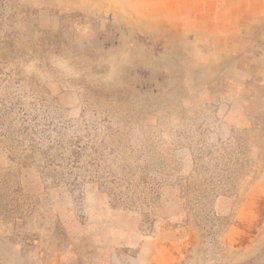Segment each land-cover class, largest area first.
<instances>
[{"label":"rangeland","instance_id":"obj_1","mask_svg":"<svg viewBox=\"0 0 264 264\" xmlns=\"http://www.w3.org/2000/svg\"><path fill=\"white\" fill-rule=\"evenodd\" d=\"M0 264H264V0H0Z\"/></svg>","mask_w":264,"mask_h":264}]
</instances>
